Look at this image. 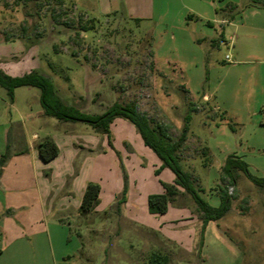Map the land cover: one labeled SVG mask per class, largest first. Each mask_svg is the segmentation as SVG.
<instances>
[{"label":"rangeland","instance_id":"obj_1","mask_svg":"<svg viewBox=\"0 0 264 264\" xmlns=\"http://www.w3.org/2000/svg\"><path fill=\"white\" fill-rule=\"evenodd\" d=\"M154 1L160 16L138 25L121 14L94 18L72 0H0V40H17L33 58L38 56L64 100L86 112H103L116 100L132 103L152 119L156 128L162 126L171 140L179 137L189 113V132L178 150L180 162L191 173L201 197L217 205L218 198L209 193L220 185L232 189L217 166L232 150L244 152L251 173L264 174V132L257 136L248 129L245 137L238 130L233 132L236 125L223 114L219 103L222 96L227 98L226 87L233 72L229 67L236 60L234 43L243 45L244 28L235 32L233 41L221 42L219 23L193 19L185 23L181 19L188 12L186 0ZM204 2L210 6L212 1ZM244 2L238 0V13L242 14ZM83 25L92 28L80 30ZM226 55L233 62H227ZM26 87L20 86L11 99L0 86L2 98L7 100L4 105L0 99V116L12 120V128L19 123L18 113L28 106L34 111L41 109L39 90L33 87L30 93L19 92ZM39 119L41 140L46 133L49 138L59 135L62 158H72L73 174L66 187L55 193L63 198L65 192H74L72 180L80 171L82 180L100 186L96 212L79 218L72 209L60 213L71 226L65 246L74 255L67 264H145L154 250L149 246L155 241L153 229L164 231L170 227H164L168 216L148 211L147 197L162 192V183H171L173 172L160 168L161 160L143 144L126 118L112 121L110 139L85 122L59 121L45 114ZM56 123L68 124V131L60 134ZM35 129L26 130L23 143ZM65 138L68 143L63 141ZM235 175L242 193L253 194L257 200L264 196L261 187L240 169ZM122 196L125 201L118 208ZM175 197L173 211L191 213L197 209L186 192ZM178 203L185 205H174ZM245 205L233 195L221 223L235 219ZM261 206L258 200L251 210L258 214ZM120 210L122 218L116 214ZM255 216L253 219H257ZM263 227L260 221L255 233L245 228L235 237L246 260L251 257L257 264H264ZM79 232L83 233L81 237Z\"/></svg>","mask_w":264,"mask_h":264},{"label":"crops","instance_id":"obj_2","mask_svg":"<svg viewBox=\"0 0 264 264\" xmlns=\"http://www.w3.org/2000/svg\"><path fill=\"white\" fill-rule=\"evenodd\" d=\"M186 1L188 3L185 2V9L188 12L182 14L181 19L185 23L187 19L205 20L207 24L219 23L222 28L221 42L227 39L233 41L235 32L241 27L244 28L243 45L234 43L236 60L229 67L233 72L230 73L226 87L227 98L225 100L222 96L219 103L224 109L223 114L236 125L233 132L238 130L243 134L241 137H245L244 132L249 129L259 136L264 132V0H244L242 14L238 13L240 9L238 0H208L212 1V6H207L205 0ZM72 2L80 10L98 19L121 14L128 22H137L140 25L144 21L153 20L157 15L160 16L154 0H72ZM239 38L238 33L235 40L238 41ZM0 68L13 76L32 69H39L50 75V71L44 67L40 58L36 55L33 58L30 50H24L17 40H0ZM53 83L56 92L63 98L56 88V81L53 80ZM19 88L14 89V95L21 90ZM26 88L19 92H32L33 87ZM0 99L7 105L2 93ZM43 114L42 107L34 111L28 106L23 112L18 113L19 123H16V128H12V120L0 116V155L5 152L7 143L10 144L12 151L0 173V264H67L74 255L70 254L65 246L69 240L68 231H71L70 222L61 217L60 213L72 209L78 218L82 216L79 205L88 180L81 179L80 171L77 174L79 176L76 175L77 177L72 180L75 197L73 191L65 192L63 198L55 193L66 187L68 179L73 174L72 158H62L59 135L58 138L56 136L52 138L58 146V154L48 161L40 157L36 145L41 141L39 131H42V123L39 117ZM56 124L60 134L69 129L68 124ZM32 126L37 130H32L29 140L25 139L23 143V138L27 137L26 130L33 128ZM135 134L137 136V133ZM46 136L50 134H44V137ZM63 141L69 142L66 138ZM137 142L140 144L139 140ZM207 151L209 152L208 148ZM231 154L244 160V152L232 150L217 164L221 171L226 157ZM247 165L249 169V164ZM44 170L49 172H43ZM257 176L262 177L264 174ZM174 179L175 176L171 183ZM231 188L228 190L234 197L246 203L244 210L239 208L235 219L228 222L221 223L225 215L217 220L208 221L201 247H199L201 213L197 209L191 213L173 211L172 201L177 200L174 196L166 212L161 214L163 217L168 216L164 227L168 224L170 227L164 231L153 229L155 241L149 245H152L151 249L166 253L169 257L168 264H257L253 263L251 257L246 260L245 252L236 245L235 237L244 232L245 228H250L255 233V226L260 221L264 226V196L258 199L262 209L257 214L251 210L252 204L258 201L253 194L251 196L238 190L236 181L231 184ZM261 189L264 191V187ZM179 192L183 190L180 189ZM209 194L220 200L218 187ZM92 211L96 212V209ZM116 214L121 218L124 215L121 210ZM255 215L257 219H253ZM82 234L79 232L80 237Z\"/></svg>","mask_w":264,"mask_h":264},{"label":"trees","instance_id":"obj_3","mask_svg":"<svg viewBox=\"0 0 264 264\" xmlns=\"http://www.w3.org/2000/svg\"><path fill=\"white\" fill-rule=\"evenodd\" d=\"M92 27L83 25L80 30H90ZM0 86L12 99L14 89L20 86L35 87L39 90V103L45 115L59 121H80L91 125L99 134L106 135L110 139V125L116 117L129 120L137 130L143 144L150 148L161 160L162 167L169 168L174 176L173 183H162L163 190L159 193H150L147 197L148 211L153 214L166 212L170 200L182 189L193 199L197 210L201 213L202 224L200 228L199 247L203 242L205 226L210 220H217L224 216L230 209L233 194L225 185L218 186L219 203L214 206L203 199L194 185L191 173L185 170L180 162L178 150L181 148L189 132L188 121L190 114L184 117V125L176 140H171L162 126L157 128L152 119L145 113L139 112L132 103L114 101L103 112L90 113L82 110L72 102L61 98L55 90L52 78L39 69H32L21 75H9L0 68ZM191 109V108H190ZM110 141V140H109ZM40 157L48 161L58 154V146L52 138L45 137L36 145ZM12 154L10 144L7 143L5 152L0 155V173L6 161ZM240 169L246 177L259 187H264V176H257L250 172L247 163L234 155H228L222 166L223 178H227L232 184L236 181L235 170ZM100 186L94 182H88L79 205V212L85 215L95 208L99 201ZM125 201L124 196L118 200L117 207ZM169 257L160 250H153L147 256L145 264H168Z\"/></svg>","mask_w":264,"mask_h":264},{"label":"built area","instance_id":"obj_4","mask_svg":"<svg viewBox=\"0 0 264 264\" xmlns=\"http://www.w3.org/2000/svg\"><path fill=\"white\" fill-rule=\"evenodd\" d=\"M225 60L227 62H233L232 59H231V57L229 55H226Z\"/></svg>","mask_w":264,"mask_h":264}]
</instances>
